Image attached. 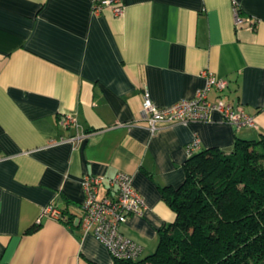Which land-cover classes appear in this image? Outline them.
Returning a JSON list of instances; mask_svg holds the SVG:
<instances>
[{
	"label": "crops",
	"instance_id": "crops-1",
	"mask_svg": "<svg viewBox=\"0 0 264 264\" xmlns=\"http://www.w3.org/2000/svg\"><path fill=\"white\" fill-rule=\"evenodd\" d=\"M120 1L116 14L100 0H0V264H112L106 246L82 233L79 205L85 175L103 178L102 198L113 195L106 178L117 171L144 201L120 224L144 257L174 219L160 186L182 183L192 138L197 150L229 152L237 137L264 134V0ZM204 71L227 79L221 98L254 125L212 111L151 131L142 92L158 106L191 98ZM60 114L76 125L61 126ZM49 203L62 219L41 215Z\"/></svg>",
	"mask_w": 264,
	"mask_h": 264
},
{
	"label": "trees",
	"instance_id": "trees-1",
	"mask_svg": "<svg viewBox=\"0 0 264 264\" xmlns=\"http://www.w3.org/2000/svg\"><path fill=\"white\" fill-rule=\"evenodd\" d=\"M183 169L178 187L160 186L174 219L155 249L112 264H264V134L196 150Z\"/></svg>",
	"mask_w": 264,
	"mask_h": 264
},
{
	"label": "built area",
	"instance_id": "built-area-1",
	"mask_svg": "<svg viewBox=\"0 0 264 264\" xmlns=\"http://www.w3.org/2000/svg\"><path fill=\"white\" fill-rule=\"evenodd\" d=\"M101 4H112L113 11L120 14L124 5L120 0H100ZM235 23H242L238 7H233ZM205 85L196 90L193 97L181 99L170 105L158 106L150 98L149 92H142L141 112L143 121L151 130L161 125L193 121H207L212 111L219 113L220 118L235 127L254 125L252 115L247 113L241 104L230 103L220 96L228 85L227 79L218 77L207 71L203 72ZM213 89L218 95L215 100L208 98V91ZM58 123L67 127L76 125V119L71 114H60ZM85 136L84 133L72 135L69 139L76 141ZM199 148V139L194 136L186 146L187 154L191 155ZM103 182L102 177L85 175L82 181L84 197L79 205L81 215L80 229L83 234L91 233L107 248L112 258L136 259L140 257L143 246L134 239L124 235L120 224L130 215L141 214L144 201L141 194L133 187L131 175L125 171H117L106 178L108 186L113 189V195L98 198V188ZM41 215L54 219H62L63 211L49 203L43 207Z\"/></svg>",
	"mask_w": 264,
	"mask_h": 264
}]
</instances>
